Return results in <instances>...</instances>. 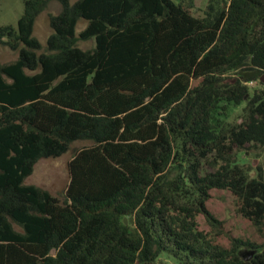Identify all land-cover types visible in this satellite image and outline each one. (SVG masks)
Instances as JSON below:
<instances>
[{"label":"trees","instance_id":"1","mask_svg":"<svg viewBox=\"0 0 264 264\" xmlns=\"http://www.w3.org/2000/svg\"><path fill=\"white\" fill-rule=\"evenodd\" d=\"M51 1L61 9L38 52L34 23ZM194 10L24 0L16 25H0V44L17 52L0 62V264H264L261 244L224 247L199 224L219 223L206 203L224 189L264 226V165L239 157L264 149V0ZM90 38L91 49L77 45ZM75 141L90 144L68 162L61 199L24 183Z\"/></svg>","mask_w":264,"mask_h":264},{"label":"rangeland","instance_id":"2","mask_svg":"<svg viewBox=\"0 0 264 264\" xmlns=\"http://www.w3.org/2000/svg\"><path fill=\"white\" fill-rule=\"evenodd\" d=\"M24 0H0V25L15 26L18 18L23 12ZM71 3L75 0H69ZM206 0H195L194 10L196 15H201V8H204ZM61 6L56 1L48 3L46 9L42 11L36 18L33 28V35L40 41L42 47L38 52L45 50L46 39L52 32L49 26V15L57 14ZM86 21L79 19L76 24V33L84 26ZM77 45L82 49H91L94 46V39H79ZM17 57V52L11 50L7 46L0 44V62H10ZM252 82L251 85H254ZM240 106L229 110L228 121L232 122L240 115ZM88 141H75L71 144L69 150L59 157L39 159L34 167L31 175L24 179L25 184H33L49 191L53 196L62 198L66 186L69 181L68 162L73 155L83 146H87ZM264 149H251L246 153L243 151L239 154L243 163H252V167L264 165ZM207 208L219 221L210 225L204 217H199L200 227L209 231L220 245L229 247L233 238L249 240L257 244H261L264 248V226L258 229L250 221L243 218L237 212L238 201L236 197L228 190L211 189L210 197L207 200ZM15 227L19 229L16 225ZM241 250L251 252L252 249L242 247ZM253 254L255 250H253ZM158 264H175L173 260L165 255L159 257Z\"/></svg>","mask_w":264,"mask_h":264},{"label":"water","instance_id":"3","mask_svg":"<svg viewBox=\"0 0 264 264\" xmlns=\"http://www.w3.org/2000/svg\"><path fill=\"white\" fill-rule=\"evenodd\" d=\"M262 80H264V78H262ZM125 221H126V219H125ZM253 252H254L253 250L251 252H245V251L241 250L239 252V254L243 257L244 260H249L252 257Z\"/></svg>","mask_w":264,"mask_h":264}]
</instances>
